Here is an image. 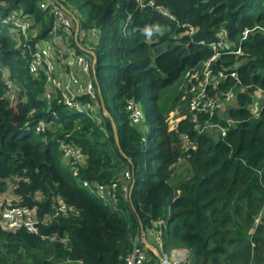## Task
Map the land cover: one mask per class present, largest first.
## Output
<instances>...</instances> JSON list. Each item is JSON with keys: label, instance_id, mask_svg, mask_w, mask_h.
<instances>
[{"label": "trees", "instance_id": "obj_1", "mask_svg": "<svg viewBox=\"0 0 264 264\" xmlns=\"http://www.w3.org/2000/svg\"><path fill=\"white\" fill-rule=\"evenodd\" d=\"M39 1L0 0V15L31 16L42 29L25 40L0 23V196L12 183V204L35 208L39 218L36 233L0 229V264H124L132 238L144 231L151 242L150 229L163 251L188 249L185 264H264V219L255 221L264 210V104L257 114L249 110L254 95L264 99V0H152L144 7L136 0H62L82 29H95L93 41L82 44L94 52L99 99L122 153L108 117L99 123L42 98L45 81L29 72V49L47 37L53 18ZM219 30L229 49L211 65H235L237 74L219 92L245 91L210 119L224 135L219 128L199 134L182 86L165 89L179 78L185 83V71L210 58ZM4 72L18 88L13 101ZM128 100L140 105L144 123L131 122ZM171 111L185 117L173 129ZM39 121L43 132L35 131ZM61 142L84 156L74 172ZM112 182L118 187L108 202L87 189ZM60 203L66 211L56 215Z\"/></svg>", "mask_w": 264, "mask_h": 264}, {"label": "built area", "instance_id": "obj_2", "mask_svg": "<svg viewBox=\"0 0 264 264\" xmlns=\"http://www.w3.org/2000/svg\"><path fill=\"white\" fill-rule=\"evenodd\" d=\"M136 3L139 7L153 5L152 0H136ZM39 7L43 10L47 9L53 18L47 32V37L39 40L34 49H29L28 70L35 76L40 74L45 81L42 98L49 106L56 101L70 109L84 112L101 123L103 109L96 85L94 71L95 55L93 50L84 47V44H82L87 33H90L92 37L96 36L95 29L92 28L89 31L82 29L74 12L63 5L62 0H40ZM67 9L71 12H68ZM29 20L30 17L20 16L16 13H10L6 16L0 15V23L11 24L13 27H18L21 32L23 29L29 27ZM255 28L245 29L242 39ZM191 32L192 29L190 30ZM35 37L37 36L35 35ZM209 46L213 50V54L201 65L191 67L185 71V83L182 88L189 98L187 109L192 113L191 122L195 130L200 134L207 130L219 128L221 134L224 135L226 130L218 124H211L210 119L214 115L223 116L226 109L235 106L238 92L245 91V88H229L225 92H219L221 84L226 79L237 78L236 67L235 65H231L215 70L211 65L221 55V48H225V50L229 49V44L223 31L219 30L215 33V37L209 43ZM235 53L241 54L240 47ZM4 82L8 88V97L12 100L16 93L14 92L15 84L7 76L4 77ZM11 86L12 88L10 89ZM12 91L13 94L10 95ZM254 100L255 107L253 110L255 108L256 110L253 112L257 114L261 105L264 104V99L262 95L256 94L253 96L251 104ZM258 100L259 104H257ZM251 104L249 105V109L252 107ZM126 110L132 123L141 124L145 122L144 111L138 103L128 100ZM201 115L207 116L202 123L199 121ZM183 118H185L184 115H177V123ZM45 127V123L39 121L35 125V131L43 132ZM183 144L187 149L191 145V142L185 140ZM60 145L62 155L66 159L67 164L73 172L76 171L77 165L82 163L84 157L81 150L74 145L64 144L63 142ZM192 147L194 148L195 146ZM123 178L125 180L123 191L126 194L130 181L128 170L124 171ZM83 185L89 186L86 181L83 182ZM117 187L118 182H112L109 186L95 184L90 190L108 202L111 198H114V192ZM4 195L6 194L0 196V229L7 232H15L18 229L24 228L29 232L36 233L39 224L36 209L12 203L8 204L2 200V196ZM65 211L66 205L60 203L55 209V214L58 215ZM51 218V215L47 214L43 219L45 222H49ZM260 219H264V216L259 214L255 220L256 223ZM162 223V220L155 222L158 226ZM150 234L151 238L155 239L157 246L145 243V232L141 231L140 234L132 238L133 248L131 253L125 258L124 264H151L150 262H156L155 264H185L188 261L190 257L188 249L171 248L168 251H163L161 249L159 232L150 229ZM140 243H143V246ZM148 249L151 253L148 252Z\"/></svg>", "mask_w": 264, "mask_h": 264}, {"label": "rangeland", "instance_id": "obj_3", "mask_svg": "<svg viewBox=\"0 0 264 264\" xmlns=\"http://www.w3.org/2000/svg\"><path fill=\"white\" fill-rule=\"evenodd\" d=\"M28 17H30V20H29V22H30V25H29V27L28 28H26V29H23L22 30V34H23V37L25 38V40H29V39H32V38H34V36L36 35L37 36V34L39 33L40 34V31L42 30H40V24H37L36 22L34 23L33 22V17H31V16H28ZM19 30V28L18 27H13L12 28V32H13V34L16 32V31H18ZM38 34V35H39ZM93 40L91 39V35H90V33H87V36H86V38H85V42L87 43V44H90V42H92ZM43 45V44H42ZM5 76V75H4ZM184 85V83H183V80L181 79V78H179L177 81H175L171 86H169L168 88H166L165 89V91L166 92H168V93H173V91H175V89H177L178 90V88H180L181 86H183ZM12 88V86L10 87V89ZM17 90H18V88H17V86L15 85V87H14V92H17ZM11 94H13V91H12V93H10V95ZM43 94V93H42ZM16 98V93L14 94V96H13V98H12V100H14ZM257 104H259V100H258V103ZM251 108L249 109L251 112H253V111H255L256 110V108L253 110V108L255 107V100H254V102L251 104ZM177 123V113L175 112V111H171L170 112V115H169V117H168V127H169V129H173L174 127H175V124ZM59 148L61 149V145L59 144ZM64 159V160H63ZM63 162L64 163H66L67 164V161H66V159L64 158V156H63ZM8 186H9V191H8V193L6 194V195H4V196H2V200L3 201H5L6 203H8V204H11L12 203V201L13 200H15L16 198L13 196V194H12V191H11V188H12V183H10V182H8ZM87 188V187H86ZM89 191H90V189L89 188H87ZM91 192V191H90ZM261 216H264V210H263V212H261V214H260ZM155 239L154 238H152L151 239V242L150 243H154L155 244ZM151 264H155L156 262H150Z\"/></svg>", "mask_w": 264, "mask_h": 264}, {"label": "water", "instance_id": "obj_4", "mask_svg": "<svg viewBox=\"0 0 264 264\" xmlns=\"http://www.w3.org/2000/svg\"><path fill=\"white\" fill-rule=\"evenodd\" d=\"M65 8V7H64ZM66 9V8H65ZM68 12H71L67 9ZM101 103H102V99H101ZM103 115L108 117L111 121V125H112V129H113V136H114V139H115V142L117 144V146L119 147L120 149V144H119V137H118V133H117V127H116V124L113 120V118L111 117L110 113L103 107ZM120 152L122 153V150L120 149Z\"/></svg>", "mask_w": 264, "mask_h": 264}, {"label": "crops", "instance_id": "obj_5", "mask_svg": "<svg viewBox=\"0 0 264 264\" xmlns=\"http://www.w3.org/2000/svg\"><path fill=\"white\" fill-rule=\"evenodd\" d=\"M89 48V47H88ZM92 193H93V191H92ZM93 194H95V193H93ZM113 209H115V206L113 207ZM149 238H151V234H150V237ZM152 239V238H151ZM144 241H146L145 243H148V244H150V241L149 240H147L146 238H145V236H144ZM152 244V243H151ZM150 244V245H151Z\"/></svg>", "mask_w": 264, "mask_h": 264}]
</instances>
